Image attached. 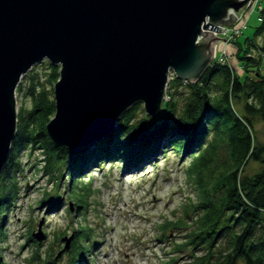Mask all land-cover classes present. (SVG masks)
I'll list each match as a JSON object with an SVG mask.
<instances>
[{
	"label": "trees",
	"instance_id": "1",
	"mask_svg": "<svg viewBox=\"0 0 264 264\" xmlns=\"http://www.w3.org/2000/svg\"><path fill=\"white\" fill-rule=\"evenodd\" d=\"M261 20L256 37L264 33V8ZM256 43L247 40L246 51L264 52ZM48 66L47 77L33 68L16 91L26 94L31 109L18 111L16 138L0 176V211L17 199L19 156L29 147L47 144L80 181L94 165L122 161L133 166L153 162L158 153L167 156L174 151L183 157L185 152L191 154V163L184 172L196 198L183 205L180 216L159 224L161 237L176 232L181 239L173 244L176 256L163 264H176L181 254L189 257L190 264H264V144L253 133L254 121H264L263 75L248 67V75L241 78L229 64L213 62L196 84L174 76L167 90L169 101L156 120H137V104L113 129L71 150L55 147L44 127L43 117L55 115L53 85L60 78V67ZM251 162L258 163L259 170L244 174ZM83 229L79 239L72 238L71 260L88 250L80 238L90 241L92 228ZM55 258L38 264H53ZM34 260L33 256L29 264Z\"/></svg>",
	"mask_w": 264,
	"mask_h": 264
},
{
	"label": "water",
	"instance_id": "2",
	"mask_svg": "<svg viewBox=\"0 0 264 264\" xmlns=\"http://www.w3.org/2000/svg\"><path fill=\"white\" fill-rule=\"evenodd\" d=\"M253 1L0 0V176L17 134L16 91L36 65L60 67L46 131L55 147L75 150L137 104L158 118L171 71L196 84L224 40L215 33ZM43 236L40 227L32 237Z\"/></svg>",
	"mask_w": 264,
	"mask_h": 264
},
{
	"label": "rangeland",
	"instance_id": "3",
	"mask_svg": "<svg viewBox=\"0 0 264 264\" xmlns=\"http://www.w3.org/2000/svg\"><path fill=\"white\" fill-rule=\"evenodd\" d=\"M263 8L264 0L258 3L255 0L243 14V21L237 20L230 27L242 31L239 36L230 38L215 33L224 40L216 47L214 62L225 58L241 78L248 75V67L251 73L264 77V52L246 51L247 40L255 39L259 48L264 47V33L256 37ZM48 64L45 60L36 65L35 72L47 77ZM174 76L171 71L167 90ZM16 100L18 111L31 109V101L23 92H16ZM168 101L166 91L164 103ZM146 115L144 104L140 103L137 120ZM53 117H43L45 130ZM253 133L256 141L264 144V121H254ZM157 155L153 162L133 166H126L122 161L94 165L80 181L66 171L65 163L57 159L47 144L29 147L19 156L17 199L0 211L1 264H29L33 256L36 260L32 264L46 258L52 262L54 257L53 264H75L74 260L76 264H163L172 259L176 256L172 254L173 244L181 241L180 235L167 232V237H161L159 224L180 216L183 205L190 198H196L184 172L185 166L191 163V154L183 152L181 157L172 151L167 156ZM259 168L258 163L251 162L244 174L253 175ZM55 205L56 208H51ZM88 225L92 228L91 240L86 242L80 238L88 246L86 254L71 260L69 249L59 255L66 240L80 237ZM40 227L44 236L39 242L32 236ZM177 257L176 264L191 262L185 254Z\"/></svg>",
	"mask_w": 264,
	"mask_h": 264
},
{
	"label": "built area",
	"instance_id": "4",
	"mask_svg": "<svg viewBox=\"0 0 264 264\" xmlns=\"http://www.w3.org/2000/svg\"><path fill=\"white\" fill-rule=\"evenodd\" d=\"M255 1V0H254ZM254 1L250 4V6H249V8L248 9H250L251 8V6H252V4L254 3ZM259 1H261V0H256V2L258 3ZM247 9V10H248ZM245 12H243L242 14H241V16H240V18L238 19L239 21H243V18H244V14ZM244 14V15H243ZM235 27V26H234ZM230 28V27H223L222 28V34L224 35V36H226V37H235V36H239L240 34H242V31H241V33L240 32H237V30H236V28ZM227 59V58H226ZM220 63H223V64H227V62H226V60H225V58H222L221 59V62Z\"/></svg>",
	"mask_w": 264,
	"mask_h": 264
}]
</instances>
